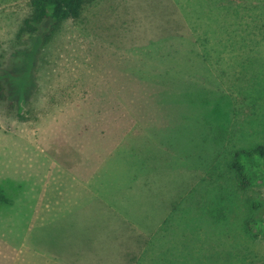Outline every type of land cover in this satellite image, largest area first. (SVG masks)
<instances>
[{"label":"rangeland","instance_id":"rangeland-1","mask_svg":"<svg viewBox=\"0 0 264 264\" xmlns=\"http://www.w3.org/2000/svg\"><path fill=\"white\" fill-rule=\"evenodd\" d=\"M29 14L0 0V264H264V159L231 169L264 146V0H87L27 57ZM115 112L109 157L59 149Z\"/></svg>","mask_w":264,"mask_h":264},{"label":"trees","instance_id":"trees-1","mask_svg":"<svg viewBox=\"0 0 264 264\" xmlns=\"http://www.w3.org/2000/svg\"><path fill=\"white\" fill-rule=\"evenodd\" d=\"M87 0H29L30 14L23 21L21 34H26L25 38L29 41V48L25 53L28 57L38 52L47 37L58 28L65 20H76ZM264 31V27H262ZM26 51V52H27ZM2 74L0 71V101L4 99L2 85ZM255 159H264V146H256L250 151L240 150L233 154L231 169L239 179V186L246 189L250 182L247 173V166L252 164ZM8 202L0 192V203ZM254 223V222H253ZM251 225L255 227V224ZM258 231H255V236Z\"/></svg>","mask_w":264,"mask_h":264},{"label":"crops","instance_id":"crops-1","mask_svg":"<svg viewBox=\"0 0 264 264\" xmlns=\"http://www.w3.org/2000/svg\"><path fill=\"white\" fill-rule=\"evenodd\" d=\"M116 113V112H115ZM121 114L116 113L111 119V125L105 126V137L100 138L99 142L96 144L93 142V145L90 142H83V140L79 137H75V135L70 131H59V140L62 142L59 144V149H62L65 146H69L73 149V152L76 155L81 157L83 163L78 165H90V163L94 158L105 159L112 154V151L117 148L119 145L118 137H116V133H122V120L120 119ZM95 136L93 137V140ZM97 145V146H96ZM84 167V166H83ZM88 169V167L86 168ZM86 169L79 168L75 169L76 175H84L86 173Z\"/></svg>","mask_w":264,"mask_h":264}]
</instances>
